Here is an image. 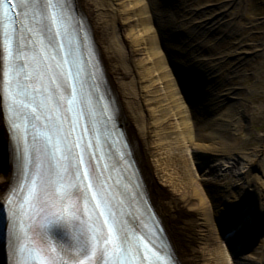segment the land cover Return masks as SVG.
Returning a JSON list of instances; mask_svg holds the SVG:
<instances>
[{
  "label": "rangeland",
  "instance_id": "rangeland-1",
  "mask_svg": "<svg viewBox=\"0 0 264 264\" xmlns=\"http://www.w3.org/2000/svg\"><path fill=\"white\" fill-rule=\"evenodd\" d=\"M143 1L148 3L155 13V18L146 25L147 29L153 27L160 34L167 33L168 35L166 41L159 45L161 54L158 58L156 56L155 59H163L162 62L173 70L174 77L179 84H177V88L183 103L189 107L194 117L196 116L199 120H202L198 132L201 133L208 125L211 126L212 120L220 114L227 113L230 103H235L241 99L246 101L258 94H264V89L251 86L253 81H244L241 85L233 84L230 88H234V91L227 97L231 99H226L225 103L227 105L213 115L209 112L210 97L203 96L201 93L200 84L205 82V78L200 77L196 81V78L185 72V68L188 67L192 70L198 65H209L213 68L219 64L224 68H230L234 65V68L240 70V80H242L251 73L253 67H264V0ZM134 4L135 1L133 0L129 2L115 0V9L118 11L117 17L123 24V28L119 29L118 40L125 45L127 51L134 52L131 55L132 58L128 61L130 68H132L131 75L139 82L140 86L144 87L148 82L142 68L149 66V63L155 59L151 53L145 54L143 57L135 55L136 43L139 40L142 41L146 31L144 32L141 29L138 13L131 10ZM76 7L86 18L83 10L78 6ZM125 8L131 10V12H124ZM180 10L183 13L177 16L176 13ZM210 19H212L213 27L211 29L201 28L202 23ZM238 42H241L240 46H232V44ZM227 45L232 47L224 49ZM243 45L246 47H243ZM216 47L218 53H213L211 49ZM153 75V79H155L157 74L153 73ZM234 75L231 73L229 77ZM210 77L215 78L217 81L223 78L217 71ZM142 91L145 90L142 89ZM163 94L160 93L159 97L154 98L152 93H148L145 97L147 101L144 107L146 120L148 116V122L152 125H159L166 116L170 115L172 117L170 119L172 127H165L158 133L155 132L150 138V143L152 142L157 158L161 161L159 165L151 163L150 170L155 173L154 176L158 172L160 175H164L162 180L154 177L157 182L156 186L166 193H170L169 196L176 195L180 197L182 191H179V185L185 184L186 190L190 192L198 183L200 192H204L209 197L208 199L214 203L215 219L213 221L215 225H220V227L223 225L230 226L228 217L233 218L235 216L234 218H239V216L233 214V211L237 209L235 208L236 205L241 208L245 206L241 216L246 220V226L239 235L236 234L235 237L226 242L223 234L220 233L218 242L211 241L212 243L209 242L211 245H204L202 252L208 256H214L220 264H259L258 255L264 250L259 243L264 238V214L258 211L259 205L256 204V198L253 196L252 191L260 189L264 193V120L253 123L249 121V118L241 120L242 125H240L244 131V140L248 138L246 134L250 132L257 139L262 140L255 150L251 149L243 152L229 150L230 155H225L227 152L216 151L213 152L214 155H211L212 152L204 150L210 143L200 142L198 143V149L192 151L189 144L182 139L181 128L178 125L179 119L171 116L173 112L170 111L167 97ZM158 106L166 108L168 115L160 118L149 113V110H155ZM249 110H251L250 113L260 115L264 112V101H258ZM240 111L241 109L237 112ZM150 112L152 113V110ZM237 118L238 115L234 117V122H237ZM181 152L183 162L181 161L182 165H180L181 169L179 170L177 163H174V157ZM251 153L253 155L257 153V156H249ZM251 160L258 161L256 162V170H253L248 177L236 173L238 171L234 164L247 165ZM185 162L186 166L188 165L190 175H194L195 180L191 185V182L185 183L184 176L187 180L189 178L188 173L185 175V166L183 165ZM210 166H218L221 170L220 173L216 176L210 175ZM7 167L8 161L5 154H2L0 150V179L6 173ZM231 168L235 173L233 171L232 173L228 172ZM154 169H157L158 172H155ZM225 174L227 178H225ZM174 181L179 182V185L175 186L176 189H174ZM180 181H182V184ZM193 202V204L190 203L186 207L189 206L191 210L199 211L200 200L195 199ZM257 223L258 225H256Z\"/></svg>",
  "mask_w": 264,
  "mask_h": 264
},
{
  "label": "snow or ice",
  "instance_id": "snow-or-ice-1",
  "mask_svg": "<svg viewBox=\"0 0 264 264\" xmlns=\"http://www.w3.org/2000/svg\"><path fill=\"white\" fill-rule=\"evenodd\" d=\"M65 2L7 0L8 10L16 11L24 19L16 28L15 21L19 16L12 17L13 32L2 33L0 105L8 110V126L17 139L21 138V119L29 124L35 121L32 126L40 127L33 137L32 151L24 154L21 165L26 168L31 158L32 170L25 172L29 182L9 208L14 254L19 239L17 222L23 220L26 204L30 208L36 204L62 206L67 203L58 218L64 217L65 213H71L73 219L81 217L77 243L71 246V253H65L72 264H135L137 258L144 264L156 253L116 211L105 168L94 163L100 157L86 155L87 147L73 139L81 113H75V123L69 113L74 111L73 106L77 103L83 106L84 101L77 99L75 78L64 68L69 64L65 57L71 56V51L64 52L59 31L47 34L49 24L59 27ZM3 19L8 21L9 17L5 15ZM61 52L64 56L59 55ZM69 79L73 80L71 88ZM77 148L81 149L79 154ZM73 197L77 198L75 206L71 205ZM3 198V191H0V200ZM80 202H83L87 219H83ZM27 214L30 219L31 214ZM227 219L230 230L237 235L246 226L242 217ZM36 257L39 264H67L50 246L39 249Z\"/></svg>",
  "mask_w": 264,
  "mask_h": 264
},
{
  "label": "bare ground",
  "instance_id": "bare-ground-1",
  "mask_svg": "<svg viewBox=\"0 0 264 264\" xmlns=\"http://www.w3.org/2000/svg\"><path fill=\"white\" fill-rule=\"evenodd\" d=\"M73 1L85 13L86 20L90 26L94 47L99 57L100 66L105 75L106 87L115 104L117 120L125 131L132 156L135 159L136 167L142 178L145 190L147 191V196L154 205L156 215L165 228V234L172 244L173 253L177 262H179V264H220L218 259L214 256H208L206 253L202 252V248L204 245H211L209 243L211 241L217 243L220 239V233H226L230 230V227L215 225L213 221L215 219L214 203L208 199L209 197L204 192H200L198 183L196 187L189 192L186 190V185L182 184V181H180L182 185L174 181V189H176L175 186H180L178 189L182 191L180 194L181 198L176 195L169 196L170 193H166L156 186L157 182L154 177L162 180L164 175H160L158 170L154 169L155 172H158L156 176H154L155 173H152L150 170V166H152L151 163L159 165L161 162L157 158L152 142L150 143V138L155 132L158 133L165 127H172L170 123L172 117H170V115L166 116L168 115V110L166 108L164 109L162 106H158L155 110L151 109L152 113L150 112L151 110H149V113L160 118L166 116V118L163 119V123L161 122L162 124L160 123L157 126L150 124L148 122V116L146 120V114L144 113V107L146 106L145 102L147 101L145 97L148 93H152L154 98H156V96L159 97L160 93H164L163 96L167 97L170 111L173 112L171 116L179 119L178 125L179 128H181L180 134L182 135V139L189 144L192 151L198 149V143L204 142L210 143L204 150L210 153L212 152L211 155H214L213 152L216 151L227 152L225 155H230L229 150L232 152L255 150L258 147V143L262 142V140L257 139L252 132L246 134L248 136L247 139H243L244 131L241 128V120L249 118L251 123L264 120V112L260 115H255L254 113H250L251 110H249L250 107L255 105L258 101H264V94H258L246 101L241 99L235 103H230L227 113L220 114L212 120L211 126L208 125V127L200 133L198 129H200L202 120H199L196 116L194 117L189 107L183 103L182 97L178 92V81L174 77L173 70L169 69V67L162 62L163 59H155L156 56L158 58L161 54L159 45L166 41L168 35L167 33L160 34L153 27L147 29L146 25L155 18V13L150 5L143 0H133L135 4L131 8L132 12L138 13L140 16L139 21L141 29H143L144 32L146 31L142 41L137 40L135 55L143 57L145 54L151 53L155 59L149 63V66L142 68L146 74V81L148 82V86L142 87L139 82L132 77V68H130L128 64L134 52L130 53L127 51L125 45L118 40L119 29L123 28V24L119 21V17H117L118 11L115 9V0ZM125 1L129 2L131 0H123V2ZM167 1L171 0H163V2ZM131 10L129 11L125 8L124 12H131ZM182 13L183 11L180 10L176 15L178 16ZM212 25V19L205 20L201 28L206 27V29H211L213 27ZM234 45L240 46L241 42L232 44V46ZM232 46L227 45L224 49H230ZM244 46L245 45H243V47ZM211 51L213 53H218L217 47L212 48ZM233 66L234 65L230 68H224L219 64L215 68L209 65H198L192 70L188 67L185 68V72H188L193 78H196V81L199 80L200 77L205 78V82L200 84V88L203 96L210 97V114L214 115L227 105L225 101L226 99H231L227 97L234 91V88H230L233 84L241 85L244 81H253L251 86L264 89V67H253L251 73L240 80V70ZM216 71L223 76V78L218 81L210 77L213 76ZM153 73L157 74L155 79H153ZM231 73L235 75L229 77ZM142 89L145 91L143 92ZM239 109H241V111L238 113L237 111ZM0 114H2L1 105ZM236 115H238L237 122H234V117ZM0 150L2 154H5L8 161L7 171L0 179V191H3L4 195L12 182L14 173L19 171V159L15 155V146L11 140L3 114L0 115ZM257 153L254 155L251 153L249 156L253 155L256 157ZM182 160V152L174 157V163H177L179 170L181 169L180 165H182ZM257 161L258 160H251L247 165L240 164V166L234 164L238 171L236 173H240L243 177H248L253 170H256ZM186 162L188 163L187 160ZM186 162L185 164L183 163V165L185 166V175L188 173L189 178L187 180L184 176L185 183L191 182V185L195 179L194 175H190L188 172L189 169L188 165L186 166ZM209 168V173L212 176L218 175L221 171L218 166H210ZM232 168L228 170L229 173H232ZM225 178H227L226 174ZM179 191L177 190V192ZM252 194L256 198V204L259 205L258 211L264 214V193L262 190L258 189L257 191L253 190ZM195 199L200 200L199 211L191 210L189 206L188 208L186 207L190 205V203L193 204ZM244 207L241 208L239 205H236L235 208L237 209L233 211V214L240 217ZM256 225H258V223ZM259 243L260 246L264 248V238H262ZM2 250L3 249H0V264H5ZM258 256L259 264H264V250Z\"/></svg>",
  "mask_w": 264,
  "mask_h": 264
}]
</instances>
